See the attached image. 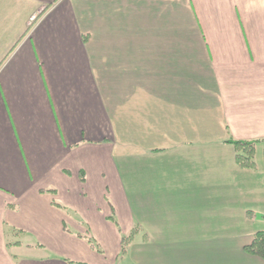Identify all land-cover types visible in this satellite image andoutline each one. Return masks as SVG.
Instances as JSON below:
<instances>
[{"label": "crops", "instance_id": "1", "mask_svg": "<svg viewBox=\"0 0 264 264\" xmlns=\"http://www.w3.org/2000/svg\"><path fill=\"white\" fill-rule=\"evenodd\" d=\"M230 139H264V0H0V264H261Z\"/></svg>", "mask_w": 264, "mask_h": 264}, {"label": "trees", "instance_id": "2", "mask_svg": "<svg viewBox=\"0 0 264 264\" xmlns=\"http://www.w3.org/2000/svg\"><path fill=\"white\" fill-rule=\"evenodd\" d=\"M263 140H235L230 139L228 144H231L235 150V159L239 168L253 170L257 167L256 153L259 144H263ZM135 232H132L128 237L123 239V251H126L128 246L133 242ZM252 242L245 246L247 253L254 257H259L264 261V231H257ZM19 244V243H17Z\"/></svg>", "mask_w": 264, "mask_h": 264}, {"label": "rangeland", "instance_id": "3", "mask_svg": "<svg viewBox=\"0 0 264 264\" xmlns=\"http://www.w3.org/2000/svg\"><path fill=\"white\" fill-rule=\"evenodd\" d=\"M257 158L259 159L258 160V163H261V159L264 158L263 154L262 153H259V150H258V154H257ZM261 217H264V216H259L260 219H262ZM264 221V219L262 220ZM247 236L246 235H243L242 237L240 238H233L232 240H227L228 242L230 243H241V244H245L247 243L248 241H251V238H246ZM204 252H206V256L204 257L205 261L207 262L208 260H210L213 264H252L251 262H249V260L246 258V259H243L242 258V255L241 254H237V253H232L230 251H227L226 254L222 253V255H219L218 250H220L219 248H204L203 249ZM221 251V250H220ZM198 257V256H197ZM186 259V258H184ZM200 258H196V259H189V264H201V262L199 263H196L195 260H199ZM182 260H179V264ZM187 261V260H185ZM261 264H264V261L261 259Z\"/></svg>", "mask_w": 264, "mask_h": 264}]
</instances>
